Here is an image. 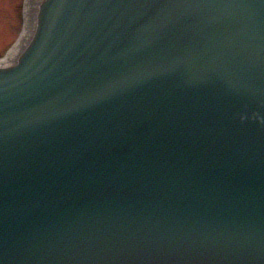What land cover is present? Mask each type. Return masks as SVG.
Segmentation results:
<instances>
[{
  "label": "water",
  "instance_id": "obj_1",
  "mask_svg": "<svg viewBox=\"0 0 264 264\" xmlns=\"http://www.w3.org/2000/svg\"><path fill=\"white\" fill-rule=\"evenodd\" d=\"M26 10L0 58V264H264V0Z\"/></svg>",
  "mask_w": 264,
  "mask_h": 264
},
{
  "label": "rangeland",
  "instance_id": "obj_2",
  "mask_svg": "<svg viewBox=\"0 0 264 264\" xmlns=\"http://www.w3.org/2000/svg\"><path fill=\"white\" fill-rule=\"evenodd\" d=\"M26 0H0V58L20 39Z\"/></svg>",
  "mask_w": 264,
  "mask_h": 264
},
{
  "label": "bare ground",
  "instance_id": "obj_3",
  "mask_svg": "<svg viewBox=\"0 0 264 264\" xmlns=\"http://www.w3.org/2000/svg\"><path fill=\"white\" fill-rule=\"evenodd\" d=\"M31 0H27V3H29ZM28 9V7H27ZM27 27H28V12L26 10V13H25V17H24V31H23V34H25L26 30H27Z\"/></svg>",
  "mask_w": 264,
  "mask_h": 264
}]
</instances>
